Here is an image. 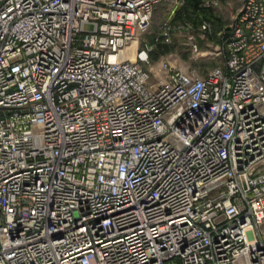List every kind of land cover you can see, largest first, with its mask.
Segmentation results:
<instances>
[{
  "label": "built area",
  "instance_id": "obj_1",
  "mask_svg": "<svg viewBox=\"0 0 264 264\" xmlns=\"http://www.w3.org/2000/svg\"><path fill=\"white\" fill-rule=\"evenodd\" d=\"M163 3L0 0V264H264V0L202 78Z\"/></svg>",
  "mask_w": 264,
  "mask_h": 264
},
{
  "label": "rangeland",
  "instance_id": "obj_2",
  "mask_svg": "<svg viewBox=\"0 0 264 264\" xmlns=\"http://www.w3.org/2000/svg\"><path fill=\"white\" fill-rule=\"evenodd\" d=\"M219 1L203 0L202 7L204 10L219 8ZM224 2L231 4L234 10L242 5V0H224ZM214 3H218V6H215ZM184 8L180 9L174 17H171V4H161L155 12L150 31L142 35L139 44H136L129 51V58L134 60V52L142 46L143 42L154 44L156 39L162 35L163 26L167 25L171 30V41L161 43L156 48L152 58L156 71L160 67V62L164 60H168L177 70L195 73L201 78L215 69L223 68L226 58L219 56V48L222 46L220 33L227 31L233 23L228 22V27L221 30L220 33L214 27L211 28V32L205 33L201 31L203 24L200 19V25H196L198 16L193 13H185ZM258 233L264 242V222Z\"/></svg>",
  "mask_w": 264,
  "mask_h": 264
},
{
  "label": "crops",
  "instance_id": "obj_3",
  "mask_svg": "<svg viewBox=\"0 0 264 264\" xmlns=\"http://www.w3.org/2000/svg\"><path fill=\"white\" fill-rule=\"evenodd\" d=\"M219 2V8L210 9V15L201 12L196 16L199 17L202 24L208 23L210 24L211 28L214 27V29L220 33L221 30H224L226 27H228V22L233 23L235 21L241 6L234 10L231 4L224 2V0Z\"/></svg>",
  "mask_w": 264,
  "mask_h": 264
},
{
  "label": "trees",
  "instance_id": "obj_4",
  "mask_svg": "<svg viewBox=\"0 0 264 264\" xmlns=\"http://www.w3.org/2000/svg\"><path fill=\"white\" fill-rule=\"evenodd\" d=\"M187 5L184 8V12L187 14H194V15H199L201 12L207 13L210 15V10H204L202 5H203V0H186ZM196 25H200V20L198 17V21L196 22Z\"/></svg>",
  "mask_w": 264,
  "mask_h": 264
},
{
  "label": "bare ground",
  "instance_id": "obj_5",
  "mask_svg": "<svg viewBox=\"0 0 264 264\" xmlns=\"http://www.w3.org/2000/svg\"><path fill=\"white\" fill-rule=\"evenodd\" d=\"M135 45H136V44H134L133 46H131V47L128 49V52H129L130 50H132V48H134Z\"/></svg>",
  "mask_w": 264,
  "mask_h": 264
}]
</instances>
